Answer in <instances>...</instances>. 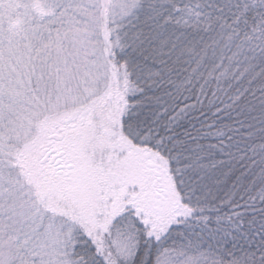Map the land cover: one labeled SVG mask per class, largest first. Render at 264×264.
Listing matches in <instances>:
<instances>
[{"label":"snow or ice","instance_id":"obj_1","mask_svg":"<svg viewBox=\"0 0 264 264\" xmlns=\"http://www.w3.org/2000/svg\"><path fill=\"white\" fill-rule=\"evenodd\" d=\"M0 264H264V0H0Z\"/></svg>","mask_w":264,"mask_h":264}]
</instances>
